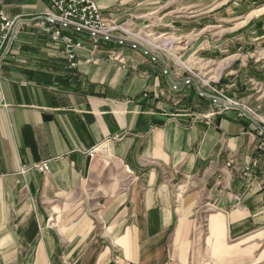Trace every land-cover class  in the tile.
Here are the masks:
<instances>
[{"label": "crops", "instance_id": "1", "mask_svg": "<svg viewBox=\"0 0 264 264\" xmlns=\"http://www.w3.org/2000/svg\"><path fill=\"white\" fill-rule=\"evenodd\" d=\"M94 1L106 19L147 33L157 62L129 43L95 48L71 34L82 40L71 66L45 31L55 28L46 0H0L21 19L0 66V264H213L216 255L264 264V155L253 122L237 108L211 115L182 66L185 54L192 67L207 60L202 70L216 80L218 58L258 47L263 40L224 42L254 35L255 0ZM248 94L239 101L264 119V89L254 104ZM42 161L47 171L32 168ZM233 165H248L252 178Z\"/></svg>", "mask_w": 264, "mask_h": 264}, {"label": "built area", "instance_id": "2", "mask_svg": "<svg viewBox=\"0 0 264 264\" xmlns=\"http://www.w3.org/2000/svg\"><path fill=\"white\" fill-rule=\"evenodd\" d=\"M46 1L49 7L44 12L43 17L54 25L55 28L53 31H50V28H45V31L50 32L51 39L60 40L62 42L65 55L71 66L75 65L74 49L82 46V40L73 38L71 34H85L95 48L100 41L106 42L115 40V42L120 45L128 41V39L121 36L115 37L114 39L113 32L117 29L126 32L125 28H123L121 24L106 19L101 14L94 0ZM20 21L21 19L19 17L11 18L0 10V66L5 56L9 53L11 43L18 31ZM65 31L70 32V34ZM125 34L134 35L132 32ZM138 42L139 41L132 42L131 47L140 50L143 55L149 57L150 61L157 62L156 57L150 54L146 45H142ZM164 72H166V70ZM191 80L192 79L187 78L185 83L189 84ZM210 91L212 92L208 95L212 106L210 114L217 115L232 108L239 109V116H246L252 120L255 127L254 135L257 140L255 148L264 155V119L257 114V107L252 108L244 103H239L215 88H211ZM199 94L203 95V93L200 92ZM97 150L98 148L89 150V156H93ZM228 165H230V163H227V166ZM32 168L41 172H45L48 169L44 161L34 163ZM233 168L238 171L243 179H249L253 176L251 168L248 165H233Z\"/></svg>", "mask_w": 264, "mask_h": 264}, {"label": "rangeland", "instance_id": "3", "mask_svg": "<svg viewBox=\"0 0 264 264\" xmlns=\"http://www.w3.org/2000/svg\"><path fill=\"white\" fill-rule=\"evenodd\" d=\"M256 2V10L254 13H252L253 17L252 19L250 18V21L248 22V26L250 25V29L254 28L257 26V29L254 31V35L251 34L250 32L246 33V37L244 39H241L239 37H236L235 35L231 36V37H227L224 38V42L225 43H232L233 41H245L246 43H250V42H254L256 43V41H261L258 43V47H252L251 49L249 48L248 51H242L245 53H242L240 55V57L238 58H229L226 59L224 61V58H218V61L216 60L214 62L213 66H218L219 69L216 70V80L214 77L208 76L206 74H204L202 68L205 66H209L212 67L211 62L208 64H204L205 62H207V60H204L205 62L201 63L199 61V64L194 65V67H192L191 64V60L192 57L190 58V60L186 61V58H188L185 54L184 58H183V62H182V66H184V84L185 85H192V83L194 82L196 86H194L196 88V91L198 92V95L203 98L208 100L209 105L211 107V111H212V106H211V102L208 98V95L211 94L212 92L210 91L211 88H215L216 90L222 92L223 94L227 95L228 97L232 98L233 100L242 103L239 101V97L244 96L245 92L249 93L248 95L250 96V99L253 100V104L255 103V99L258 98V95H256V91H261L262 89H264V0H255ZM239 21V20H237ZM236 21V23H237ZM116 23V22H115ZM119 24V23H117ZM122 26V25H121ZM123 27V26H122ZM124 28V27H123ZM248 29V28H247ZM126 32H122L120 30H115L113 32V36L114 39L115 37H124L126 39H128L126 43H129V45L131 46L132 42H137L139 41L140 44L145 42L146 43V47L149 49L150 54L152 56H155L157 59V56L155 53H153V46H151V44L147 43V33L142 32V33H137V32H132L134 35H126L125 33H131V31L125 29ZM251 31V30H250ZM227 35V34H226ZM255 36H263L260 37L258 39H255ZM224 37V36H223ZM222 37V38H223ZM115 41V40H112ZM103 41H100L98 43V45L100 43H102ZM106 42H110V41H106ZM138 42V43H139ZM105 43V42H104ZM125 44H121V45H125ZM120 45V44H119ZM248 46V45H247ZM155 49H159V47H156ZM145 56V55H144ZM190 56V54H189ZM148 57V56H146ZM149 58V57H148ZM158 60V59H157ZM199 67V68H198ZM236 69V74H238V80L235 81L234 85L231 86V88H227L225 86H228L226 83L227 82H223L222 79H226L227 77L224 76L230 69ZM167 70L164 69V71ZM256 71H259V75H256ZM249 77H253V79H249ZM190 78L191 83L187 84L185 83L186 79ZM196 81V82H195ZM223 82V83H222ZM200 93H203V95H200ZM247 95V96H248ZM259 101V99H258ZM248 106H250V104L248 103H244ZM252 107V106H251ZM254 108V107H252ZM242 117V116H241ZM246 117V116H243ZM234 171H236L238 173V171L233 168ZM239 174V173H238ZM202 213V212H201ZM202 215V214H201ZM204 215V214H203ZM207 216V215H205ZM219 223H216L215 225L213 224L212 227L215 230L216 233L219 232ZM198 230L199 233H201V235H203L206 231V221L205 219H201L200 223L198 225ZM204 236V235H203ZM201 236L199 239V247L203 248V247H208L207 242L204 241V237ZM230 243V242H228ZM213 244V243H212ZM214 250L216 252H220L222 251L223 244L221 242V240L219 239V235H215V242L214 245H212ZM209 257H201L199 263H206L208 262L207 259ZM212 259L213 264H239V255H235L234 258H232L231 260H229V256L225 257V256H221V255H216V256H212L210 257ZM206 261H203V260Z\"/></svg>", "mask_w": 264, "mask_h": 264}]
</instances>
